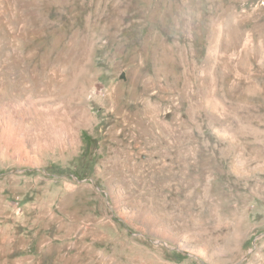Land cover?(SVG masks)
<instances>
[{
    "label": "rangeland",
    "instance_id": "1",
    "mask_svg": "<svg viewBox=\"0 0 264 264\" xmlns=\"http://www.w3.org/2000/svg\"><path fill=\"white\" fill-rule=\"evenodd\" d=\"M0 264H264V0H0Z\"/></svg>",
    "mask_w": 264,
    "mask_h": 264
},
{
    "label": "bare ground",
    "instance_id": "2",
    "mask_svg": "<svg viewBox=\"0 0 264 264\" xmlns=\"http://www.w3.org/2000/svg\"><path fill=\"white\" fill-rule=\"evenodd\" d=\"M36 110V109H35ZM37 111V110H36ZM40 115H42V118H43V124L44 126H46L48 128V130L51 128L53 129L54 131H56V133L59 131L57 128L59 126H57L59 124V121L56 120V119H53L52 117H50V113L48 110H43V111H40ZM6 118V117H5ZM12 116L8 117L9 120H4L3 121V125H1V132L4 136V138L6 139L8 145L11 147L14 146V148H16V146H20L22 144V140L19 138L20 135L18 136V133L16 131V128H15V124L13 125L11 122H12ZM57 129V130H56ZM47 130V131H48ZM49 133V132H48ZM55 133V134H56ZM57 135V134H56ZM57 137V136H56ZM3 140V139H2ZM24 144V143H23ZM7 146V145H6ZM8 149V146L6 147ZM22 150V148H21Z\"/></svg>",
    "mask_w": 264,
    "mask_h": 264
}]
</instances>
